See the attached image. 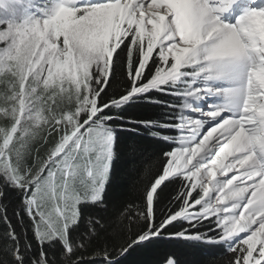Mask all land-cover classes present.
I'll list each match as a JSON object with an SVG mask.
<instances>
[{
    "label": "snow or ice",
    "instance_id": "6c2138e0",
    "mask_svg": "<svg viewBox=\"0 0 264 264\" xmlns=\"http://www.w3.org/2000/svg\"><path fill=\"white\" fill-rule=\"evenodd\" d=\"M0 85V264H121L164 240L264 264V0H0ZM140 102L163 118L126 116ZM125 124L168 150L137 210L86 217ZM110 231L122 242L96 243Z\"/></svg>",
    "mask_w": 264,
    "mask_h": 264
},
{
    "label": "trees",
    "instance_id": "16d2710c",
    "mask_svg": "<svg viewBox=\"0 0 264 264\" xmlns=\"http://www.w3.org/2000/svg\"><path fill=\"white\" fill-rule=\"evenodd\" d=\"M2 87L0 85V88ZM122 87L123 79L118 71L108 89L109 95L121 90ZM162 99L173 100L169 96H163ZM164 111L165 109L158 105L140 102L128 107L126 116L136 120H158L163 118ZM167 150L165 142L154 138L150 130L143 125L125 124L123 129H118L111 179L106 189L107 208L103 212L89 208L85 211V216L103 215L110 218L124 211L129 205L133 206V211L137 210L142 204L144 187L158 171L162 153ZM177 187L169 185L160 193L157 204L158 216L160 212L167 211L170 194H174ZM3 203L7 206L8 216L13 218L15 223L13 213L20 205L16 193L9 192ZM2 211L3 209L0 208V212ZM123 225L125 234H134L140 230L142 222L136 220L129 225V221L124 220ZM129 227L130 233H128ZM179 227V224L175 226V228ZM173 230L175 229H170ZM4 231L5 226L0 223V238L3 237ZM122 239L123 237L110 231L102 234L101 239L96 243L102 245L107 241L111 244H119ZM222 253V248L209 244L164 240L134 248L122 258L121 264H163L166 256L174 259L177 264H228V257ZM88 258H90L89 253H85V259Z\"/></svg>",
    "mask_w": 264,
    "mask_h": 264
}]
</instances>
